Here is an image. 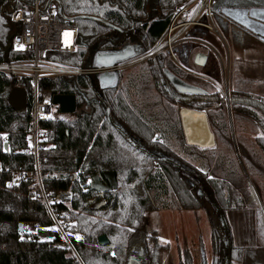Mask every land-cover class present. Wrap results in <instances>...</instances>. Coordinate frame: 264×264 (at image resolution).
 Instances as JSON below:
<instances>
[{"label":"trees","instance_id":"obj_1","mask_svg":"<svg viewBox=\"0 0 264 264\" xmlns=\"http://www.w3.org/2000/svg\"><path fill=\"white\" fill-rule=\"evenodd\" d=\"M33 1L0 0V62L29 55L13 48L17 26L11 16L15 9L28 8ZM186 1L54 0L51 9L55 8L56 16L79 31L76 52L60 53L58 57L76 67H95L98 54L115 48L117 35L118 46L133 44L135 39L139 52L145 53L159 42ZM48 2L41 0V8L46 9ZM60 4L65 17L60 13ZM213 6L214 20L226 40L230 36L240 45L247 44L248 39L264 40V34L251 24L254 20L255 24L264 25V0H215ZM192 30L193 36L202 40L210 33L200 26ZM185 46L189 50L196 47ZM211 59V68L207 65L199 68L206 76L221 81L220 61L216 54H211ZM142 64L129 72V85L139 90L141 83L153 77L159 92L175 106L206 111L217 141L233 148L226 100L218 90L212 89L210 82L179 69L168 52H161ZM165 68L208 92L187 96L176 92L165 76ZM251 79L238 81V87L231 92L232 120L247 119L264 128V96L248 91ZM164 83L170 91L163 88ZM14 86L27 91L24 114L8 102ZM38 92L40 100H52L57 94L77 97L75 118L52 117L40 122L38 151L39 171L48 195L70 191L72 200L69 204L53 203L51 213L36 197V158L30 131L35 89L29 78L0 72L2 264H129L132 254L139 257L140 264H161V252L168 245L159 243L158 229L150 234L139 233L144 230L148 212L159 209L206 211L211 227L212 258L208 261L202 246V264H246L248 257L251 264H264V257L262 262L255 257L260 249L264 252V246L257 249L237 244L230 224L229 212L244 210L251 196L246 178L243 177L245 191L242 192L231 181L210 176L204 168L206 163L214 160L222 167L225 154L217 147L186 144L176 112L169 124L163 126L144 121L129 105L127 96L118 94V78L115 85L101 89L94 74L42 78ZM118 119L123 120V125L137 139L118 136ZM234 128L237 133L235 124ZM155 133L159 136L155 137ZM236 138L249 175L253 177L254 172L255 176L258 173L264 176L262 157H256L253 146L244 144L242 134ZM254 143L264 157V136L255 137ZM226 163L231 166L233 161ZM11 169L25 176L21 184L7 189L5 182L12 177ZM108 171L116 174L118 186L101 195V190L88 184V179L98 175L106 182ZM257 184L259 188L263 182ZM261 203L264 209L263 197ZM255 211L261 228L258 232H264L261 211L258 207ZM20 223L24 227L33 223L37 230L20 232ZM103 235L109 241L105 246L99 244ZM178 251L179 264H194L190 250L179 248Z\"/></svg>","mask_w":264,"mask_h":264},{"label":"rangeland","instance_id":"obj_2","mask_svg":"<svg viewBox=\"0 0 264 264\" xmlns=\"http://www.w3.org/2000/svg\"><path fill=\"white\" fill-rule=\"evenodd\" d=\"M190 13L191 11H187V13L181 16L180 20H183L185 16ZM254 22L255 21L253 20L252 23ZM213 23L216 25H213L214 30L208 33L206 40L200 39L201 43L193 41L196 40L193 36V27L185 35L181 36L180 41L173 46V51L176 56L175 60L180 64L177 51L183 50L188 42H195L193 45L196 47L189 59L188 66H186L187 72L205 76L212 84V89L218 90L225 100L228 97L229 100L231 99V92L238 87V81L246 80L250 77H252L250 81L252 84L248 85V91L258 94L259 96H264V40L257 41L254 39H248L250 41L247 44L240 45L234 43L230 36L228 38L226 37V40L221 28L216 24L215 20H213ZM216 31H219L221 34L219 35ZM199 53L207 56L204 65H207L210 68L213 64L211 54H216L222 69L221 81L206 76L203 70L194 63L193 60ZM208 54L210 55L209 57ZM142 66L143 64H140L134 68L137 69ZM226 107L225 111L230 122L233 148L228 146V143L226 142L221 143L220 141H217V144L214 147L220 148L225 154L223 156L224 163L220 165L222 167H219L216 165V161L211 160L206 163L204 168L210 176L225 178L236 184L242 192L245 191V183L243 180V177H245L247 183L251 182L255 186L256 192L262 200V197L264 198V176L256 173V177L254 172L253 177L249 175L240 155V148L238 146L236 135L238 134V136H240L242 134L244 144L249 147L253 146L257 155L256 157H262L260 160L264 162V157L260 148L254 143L255 137L264 136L262 135L264 134V128L247 119L243 120L236 118L233 121L231 105L228 106L227 100ZM53 115L54 117H65L70 119L75 117V114L62 113L58 107H54ZM234 124L236 125L237 133ZM241 126H243V132H241ZM235 158L237 161H235ZM227 160L228 162L230 160L231 163L233 161L231 166L229 163H226ZM250 171H253V168H250ZM260 180L263 182V185L261 184L258 188L257 181L260 182ZM245 207L244 210H234L229 212V219L235 242L239 245L260 249L264 246V232H261L262 234L258 232V229H261L260 223H257L256 219L257 216L255 210L258 205L254 201L252 194L246 202ZM262 218L264 221L263 214ZM24 229L27 232H31L37 230V226L33 223H28L25 225ZM157 229H159L160 232L158 239L159 243L162 245H168L167 249L161 252V264H179V248L190 250L194 258V264H202V246H204V252L208 261L211 260V227L207 213L204 209L196 211L185 209H159L157 211H150L147 214L144 230L139 233L150 234L153 230ZM131 256H134L136 260L140 262L139 257L136 254H132ZM255 257L262 262L264 252L260 249V253L256 254ZM251 262L252 260L248 257L246 264H251Z\"/></svg>","mask_w":264,"mask_h":264},{"label":"built area","instance_id":"obj_3","mask_svg":"<svg viewBox=\"0 0 264 264\" xmlns=\"http://www.w3.org/2000/svg\"><path fill=\"white\" fill-rule=\"evenodd\" d=\"M214 2L215 0H187L176 12L166 32L152 49L141 55L120 62L117 61L111 66L91 68L76 67L58 57L60 53L76 52L79 31L77 27L56 16L55 8L51 9L53 4L48 5L46 9H42L41 0H34L30 7L15 9L12 12L11 19L17 26V33L13 37V48L17 51H25L29 55L16 60L0 62V72L15 75L19 78H29L34 86L35 96L31 108L30 131L33 152L36 158L35 194L39 200L47 205L51 213L53 203L69 204L72 200V193L64 191L57 193L55 196H49L41 179L38 166V151L41 146L40 122L54 117L53 111L56 106L49 98L39 99V80L58 76L100 75L106 72H118V70L140 64L161 52L169 51L171 55H174L173 46L192 27L200 26L210 31L214 30ZM187 11H191V13L180 20L181 16ZM66 32L71 35L66 37ZM10 171L12 177L5 182L7 189L21 184L25 176L21 171L12 169ZM88 184H90V180H88ZM0 264L2 263L0 262Z\"/></svg>","mask_w":264,"mask_h":264},{"label":"water","instance_id":"obj_4","mask_svg":"<svg viewBox=\"0 0 264 264\" xmlns=\"http://www.w3.org/2000/svg\"><path fill=\"white\" fill-rule=\"evenodd\" d=\"M54 0H49L48 5H50ZM47 5V6H48ZM60 13L63 17V6L60 4ZM84 17V16H81ZM88 18L96 19L92 16H87ZM112 26V25H111ZM220 35L221 33L217 31ZM129 58V55L116 54L115 52H108L105 54H98L96 60L97 67L111 66L115 64L117 61H123ZM205 60V55L198 54L196 57V64L203 65ZM166 75L168 76L171 83L175 86V88L182 93H192V94H205L206 90L200 86L188 83L168 69L165 70ZM116 83V72H106L102 73L99 76V84L102 88H107ZM228 106H230L229 97L226 98ZM9 104L15 108L19 113L24 114L27 112V91L24 87L14 86L8 96ZM53 105L57 106L62 113L72 114L75 113L77 109V97L73 94H57L52 98ZM231 114V113H230ZM185 141L188 145H194L201 148H211L217 144L216 135L211 127L210 120L206 111L192 109L188 107H182L179 112ZM231 120V119H230ZM9 146L5 144V150H8ZM105 176L108 180V185H105L100 180L98 175L93 177L94 187H97L101 191H107L116 189L118 186L116 174L112 171H108L105 173ZM248 187L252 194L254 201L257 203L258 207L261 209L263 217H264V209L262 207V203L258 193L254 185L251 182H248ZM20 232L24 231V224L20 223ZM109 243L106 236H100L99 244L107 245ZM129 264H140L138 260L134 256H131L129 259Z\"/></svg>","mask_w":264,"mask_h":264},{"label":"flooded vegetation","instance_id":"obj_5","mask_svg":"<svg viewBox=\"0 0 264 264\" xmlns=\"http://www.w3.org/2000/svg\"><path fill=\"white\" fill-rule=\"evenodd\" d=\"M262 16H264V15L262 14ZM251 24H252L253 27H255V29L258 32L264 34V25L263 24H261V23H256V24L255 23H251ZM115 28H117V31H118V27L115 26ZM116 37H117V39L114 42L115 45H113L115 48L114 49H106L105 52H102L100 54H105V53H108V52H115L116 54L129 55V58L143 54V53L139 52L138 45H135L137 43V42H135L136 41L135 39L132 41V42H134L133 44H131V43L129 44L128 43L126 46H121V45L118 46V35ZM195 39L196 40H193V41H195L196 43H201L200 39H198L196 37H195ZM195 42H188L187 44L190 45V44H194ZM118 47H119V49H118ZM166 52L169 53L170 60L173 63H175L178 66L179 69H182L185 72H187L186 71V66H188L189 59H190V57H188V55L192 54L194 52V49L189 50L185 46L183 50H181V51L178 50L177 51V56H178V59L180 61V64L175 60L176 56H175L174 51H173L174 55H171V53L169 51H166ZM209 56L210 55L208 54V57ZM153 57H155V56H153ZM153 57H151V58H153ZM206 57L207 56H205V59H206ZM129 58H127V59H129ZM151 58H149V59H151ZM149 59H147V60H149ZM195 60H196V58L193 60L194 63H196ZM146 61H144V62H146ZM144 62H142V63H144ZM142 63H140V64H142ZM204 63H205V60H204ZM140 64H137L135 66H132V67H129V68H126V69L118 70V75H117V72H116V82H117V78H118V94L119 93H124L127 96V102L129 103V105H131V107L135 111V113H137V115H139V117L142 120L147 121V122H155V123L159 124L160 126H163L164 123L169 124L170 120L172 119V114L176 112L177 116H178V120H179L180 129H181L184 141H185L184 132H183L180 116H179V112H180V109L182 107L181 106H175L167 97H165L163 94H161L159 92V89L156 86L154 78L153 77H149L147 82L141 83L139 90H137V88H134L132 85H129V83H127V77L130 74L129 72L131 70H133L134 67H136V66H138ZM203 66H204V64L202 66L198 65V67H203ZM166 69H168V68H165V70ZM165 70H164V72H165ZM170 72H172L174 75H176L180 79L186 81L185 79L181 78L175 72H173V71H170ZM187 73L191 74L193 76H196L198 78L206 79L209 82V79H207L203 75H197V74H193V73H190V72H187ZM96 76H97V80H98V84H99V76L100 75L97 74ZM165 76L168 79V81L170 82V84L172 85L171 87L176 92H178L180 94H184L185 96H187V95H204V94L182 93V92L178 91L175 88V86L171 83V81L169 80V78L166 75V73H165ZM186 82H188V81H186ZM188 83H190V82H188ZM191 84H193V83H191ZM162 86H163V88L165 87L166 90L170 91L168 89L166 83H164V85H162ZM99 87L101 89L109 88V87L102 88L100 86V84H99ZM203 89H205V88H203ZM205 90H206V93H207L208 90L207 89H205ZM185 96H184V98H185ZM77 109H78V101H77ZM77 109H76L75 113H72V114H75V116H76V113H77ZM123 124H124L123 120L118 119V136L119 137L127 136L128 138L137 139L136 136H134L133 132L131 130H128L127 126L123 125ZM154 136L158 137L159 135H158V133H155ZM185 143H186V141H185ZM105 179H106V182H104L100 178V180L102 181L103 184L108 185L109 183H108V180H107L106 176H105ZM88 180H90V184L91 185L94 184L93 177H90ZM107 191H110V190H107ZM107 191H105V192H107ZM105 192L101 191V195H104Z\"/></svg>","mask_w":264,"mask_h":264},{"label":"snow or ice","instance_id":"obj_6","mask_svg":"<svg viewBox=\"0 0 264 264\" xmlns=\"http://www.w3.org/2000/svg\"><path fill=\"white\" fill-rule=\"evenodd\" d=\"M71 34L70 33H65V36L67 37V36H70ZM22 47V46H21ZM262 135H264V134H262ZM77 239H81V237L79 236V235H77V237H76ZM21 239H23V237H21Z\"/></svg>","mask_w":264,"mask_h":264},{"label":"crops","instance_id":"obj_7","mask_svg":"<svg viewBox=\"0 0 264 264\" xmlns=\"http://www.w3.org/2000/svg\"><path fill=\"white\" fill-rule=\"evenodd\" d=\"M158 231H159V229H158ZM160 233V232H159ZM159 236H160V234H159Z\"/></svg>","mask_w":264,"mask_h":264}]
</instances>
